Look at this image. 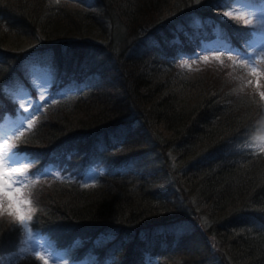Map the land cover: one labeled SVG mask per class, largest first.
Wrapping results in <instances>:
<instances>
[{
	"label": "trees",
	"instance_id": "trees-1",
	"mask_svg": "<svg viewBox=\"0 0 264 264\" xmlns=\"http://www.w3.org/2000/svg\"><path fill=\"white\" fill-rule=\"evenodd\" d=\"M229 1L0 0V116L15 114L6 90L32 59L86 88L13 144L43 161L76 145L80 172L92 156L104 167L91 186L69 170L73 181L43 178L29 194L30 227L73 261L264 264V153L246 146L264 127L263 98L234 60L255 30L225 17ZM216 33L230 53L202 52ZM21 234L0 216V256Z\"/></svg>",
	"mask_w": 264,
	"mask_h": 264
},
{
	"label": "rangeland",
	"instance_id": "rangeland-1",
	"mask_svg": "<svg viewBox=\"0 0 264 264\" xmlns=\"http://www.w3.org/2000/svg\"><path fill=\"white\" fill-rule=\"evenodd\" d=\"M55 1H67L82 8H87L88 6L87 0ZM223 13L224 15L225 13H228V15H225L227 18L241 17L245 20L249 27L255 28L248 45L249 50L251 49V54L248 56L251 57V62H249L248 57L245 58L242 55H236L234 60H236V62L241 66V69L243 68L245 70V75L253 83L252 87L255 88L259 97L262 98V86L264 81V2L256 6H252L243 0H230L227 10L224 9ZM194 47L192 48L193 51L199 49L198 46ZM216 48H222L220 33H216V35H214L212 42L209 43L202 52L206 50H214ZM178 55L183 57L182 52H179ZM49 64L50 60L48 58H40L37 61H30L26 63L25 75L32 88L31 91H29L26 86L22 85L19 81L8 88V98L15 101L18 106L15 117L5 114L0 122V157H2L4 153L10 151V141L27 130L29 128V124H32V122L36 120V117L47 105L54 104L60 100L69 99L82 93L81 89L84 86L74 83L73 78L71 83L63 87H60L59 84H55V70H52ZM55 85H58L59 88H56ZM52 87L53 89L51 90ZM246 146L252 151L264 149V128H262L260 133L250 140ZM85 155V151H81L76 147L65 148L58 154L53 155L46 162L43 160L30 161V167L40 165L42 169L48 171V174L52 171H57L58 174H55L53 177H58L62 180H73L75 179L74 176L67 173L62 174V171L60 170L69 168L71 165L78 164L80 159ZM93 157L94 156L90 157L89 161L93 160ZM12 160L14 162L9 165L7 160L0 159V166H2L5 171V178L6 180L23 179V185L14 184L13 188L22 191L23 199L29 200V194L32 187L37 182L41 181L45 175H41L38 172H31L29 170V163H26L20 158H16L14 155L12 156ZM9 167L13 169H20L23 175L21 176L20 173L16 172L9 173L7 171ZM102 171L96 166V162L90 163L82 173L80 184L82 186H88L94 183L95 178ZM4 208L5 210L2 215L14 220L16 223H18L16 218L21 215L26 221H29V234L26 235L25 232L21 230L22 234L20 236V245L18 249L12 254L0 256V264H20L31 260L40 264H96L94 256L92 255L86 256L81 261H73L70 258L71 250L58 247V244L53 239L35 232L30 227V223L32 221L31 205L25 204L23 206V211L21 212L15 206L12 209H9L7 201H5ZM9 211L13 214L9 215ZM189 227L190 224L184 225L183 228L180 227V231L183 232ZM107 242L108 239L103 245ZM100 243L101 242H99V244Z\"/></svg>",
	"mask_w": 264,
	"mask_h": 264
},
{
	"label": "snow or ice",
	"instance_id": "snow-or-ice-1",
	"mask_svg": "<svg viewBox=\"0 0 264 264\" xmlns=\"http://www.w3.org/2000/svg\"><path fill=\"white\" fill-rule=\"evenodd\" d=\"M225 15H228V13H225ZM249 62H251V57H248ZM262 98H264V94H262ZM29 127H31V124H29ZM264 151V149H261ZM18 152V149H12L9 152H6L3 154L0 159L7 160L9 162V165L13 163L12 156L15 155ZM9 173L16 172L20 173L22 176L23 173H21L20 169H13L9 167L7 169ZM24 181L23 179H17V180H6L5 178V171L3 170L2 166H0V215L4 213V206L5 201H7L8 208L12 209L14 206L18 208L19 211H23V206L25 204H31V200H24L23 199V192L19 189H14V184H20L23 185ZM9 215H12L13 213L11 211L8 212ZM17 222L20 225V230L24 231L25 234H29V221H26L25 218L21 215L16 218ZM11 230H16L15 228Z\"/></svg>",
	"mask_w": 264,
	"mask_h": 264
}]
</instances>
